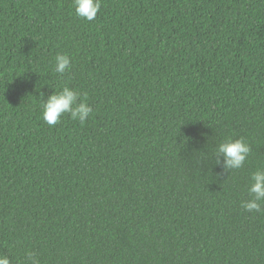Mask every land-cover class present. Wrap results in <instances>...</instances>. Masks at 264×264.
I'll list each match as a JSON object with an SVG mask.
<instances>
[{
  "label": "trees",
  "instance_id": "obj_1",
  "mask_svg": "<svg viewBox=\"0 0 264 264\" xmlns=\"http://www.w3.org/2000/svg\"><path fill=\"white\" fill-rule=\"evenodd\" d=\"M66 54L70 70L54 71ZM93 112L49 127L63 87ZM243 139L223 171L217 145ZM264 0H0V255L26 264H264Z\"/></svg>",
  "mask_w": 264,
  "mask_h": 264
},
{
  "label": "clouds",
  "instance_id": "obj_2",
  "mask_svg": "<svg viewBox=\"0 0 264 264\" xmlns=\"http://www.w3.org/2000/svg\"><path fill=\"white\" fill-rule=\"evenodd\" d=\"M73 8L78 18L93 21L101 8V0H73ZM54 71L60 75L70 70L71 60L66 54H57L54 57ZM42 119L49 126L54 127L61 123L65 114L74 121L84 124L91 116L93 109L87 103L86 96L82 99L80 93L67 86L62 90L53 91L42 102ZM251 149L241 138L235 141L226 140L217 145L215 155L223 157V171L235 170L243 166ZM250 199L243 201L241 207L247 212H264V170H257L250 176L248 187ZM0 264H11L10 259L0 255ZM26 264H39L36 256L29 252L26 254Z\"/></svg>",
  "mask_w": 264,
  "mask_h": 264
}]
</instances>
